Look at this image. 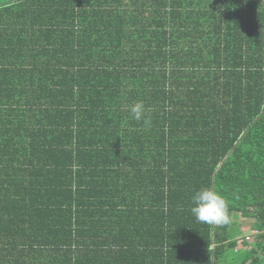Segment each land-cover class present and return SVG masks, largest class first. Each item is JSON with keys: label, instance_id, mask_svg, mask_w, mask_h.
I'll return each mask as SVG.
<instances>
[{"label": "trees", "instance_id": "16d2710c", "mask_svg": "<svg viewBox=\"0 0 264 264\" xmlns=\"http://www.w3.org/2000/svg\"><path fill=\"white\" fill-rule=\"evenodd\" d=\"M73 1L0 0V264H264V0Z\"/></svg>", "mask_w": 264, "mask_h": 264}, {"label": "clouds", "instance_id": "9594fccd", "mask_svg": "<svg viewBox=\"0 0 264 264\" xmlns=\"http://www.w3.org/2000/svg\"><path fill=\"white\" fill-rule=\"evenodd\" d=\"M132 118L140 121L144 114V104L138 101L130 108ZM147 123V119H145ZM192 215L200 223L209 225H227L230 223L229 208L225 198L214 189L203 188L191 197Z\"/></svg>", "mask_w": 264, "mask_h": 264}, {"label": "rangeland", "instance_id": "374dc122", "mask_svg": "<svg viewBox=\"0 0 264 264\" xmlns=\"http://www.w3.org/2000/svg\"><path fill=\"white\" fill-rule=\"evenodd\" d=\"M232 220L235 221L236 225H231V229H235V231L238 230V233L235 235L237 238V245L235 248H241L243 250L249 249V245L242 244V240L244 239L249 242L253 239V230L250 229V223L253 219L242 216H232Z\"/></svg>", "mask_w": 264, "mask_h": 264}, {"label": "crops", "instance_id": "0c3cea01", "mask_svg": "<svg viewBox=\"0 0 264 264\" xmlns=\"http://www.w3.org/2000/svg\"><path fill=\"white\" fill-rule=\"evenodd\" d=\"M77 0H74L73 3H76ZM66 2H69V1H66ZM65 3V2H64ZM70 4H72V2H69ZM43 4H44V0H43ZM44 6V5H42ZM74 7H76V5H74ZM246 236V235H245Z\"/></svg>", "mask_w": 264, "mask_h": 264}]
</instances>
